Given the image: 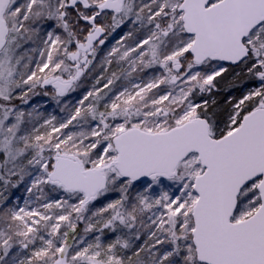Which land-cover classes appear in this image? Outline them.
Masks as SVG:
<instances>
[{"label": "snow or ice", "instance_id": "6c2138e0", "mask_svg": "<svg viewBox=\"0 0 264 264\" xmlns=\"http://www.w3.org/2000/svg\"><path fill=\"white\" fill-rule=\"evenodd\" d=\"M0 264H264V0H0Z\"/></svg>", "mask_w": 264, "mask_h": 264}, {"label": "rangeland", "instance_id": "374dc122", "mask_svg": "<svg viewBox=\"0 0 264 264\" xmlns=\"http://www.w3.org/2000/svg\"><path fill=\"white\" fill-rule=\"evenodd\" d=\"M95 75H96V73H94V76ZM84 85H86V84H83V86L81 88H79L80 93L78 91H76V92L70 94L68 99L72 100L73 102H75V100L79 99V97L87 90V89H84ZM32 103L42 105L41 110L44 111L45 113L53 112L55 110L56 114L59 115L58 109H56V105L54 104V102L50 101L47 97H45L43 95L35 97L33 99ZM111 198H115V197L113 196Z\"/></svg>", "mask_w": 264, "mask_h": 264}, {"label": "flooded vegetation", "instance_id": "af4514ba", "mask_svg": "<svg viewBox=\"0 0 264 264\" xmlns=\"http://www.w3.org/2000/svg\"><path fill=\"white\" fill-rule=\"evenodd\" d=\"M93 76H94V73H93ZM93 83V79H92V77H89V78H87L85 81H84V84H86V85H84V89H88V88H90V86H91V84ZM87 86V87H86ZM83 89V90H84ZM79 93H80V91H79V89L77 90ZM79 95V94H78Z\"/></svg>", "mask_w": 264, "mask_h": 264}, {"label": "trees", "instance_id": "16d2710c", "mask_svg": "<svg viewBox=\"0 0 264 264\" xmlns=\"http://www.w3.org/2000/svg\"><path fill=\"white\" fill-rule=\"evenodd\" d=\"M217 98H220V97H217ZM109 238H111V237H109Z\"/></svg>", "mask_w": 264, "mask_h": 264}]
</instances>
